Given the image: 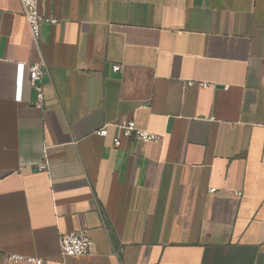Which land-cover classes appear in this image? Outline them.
<instances>
[{
    "label": "crops",
    "instance_id": "1",
    "mask_svg": "<svg viewBox=\"0 0 264 264\" xmlns=\"http://www.w3.org/2000/svg\"><path fill=\"white\" fill-rule=\"evenodd\" d=\"M40 12L57 22L36 41L0 0V264H264V0ZM128 120L162 139L123 136ZM78 230L90 254H63Z\"/></svg>",
    "mask_w": 264,
    "mask_h": 264
},
{
    "label": "built area",
    "instance_id": "2",
    "mask_svg": "<svg viewBox=\"0 0 264 264\" xmlns=\"http://www.w3.org/2000/svg\"><path fill=\"white\" fill-rule=\"evenodd\" d=\"M23 8L24 17L30 28V32L34 40L38 41L41 36L42 24L44 20L51 23H56V18L43 16L40 12V2L47 0H20ZM121 65L116 64L114 70H119ZM44 63H32L29 66V79L32 87L36 91L38 102L43 99V73ZM123 136L128 138L135 137L141 142H158L163 135L154 131L140 128L135 120H128L118 125ZM100 136H108L109 130L104 126L96 132ZM114 145L120 147L122 145V138L116 136L113 139ZM46 165L43 164L41 168ZM217 188H210L209 192H216ZM238 194V192H237ZM93 247V240L86 230H78L70 233H63L60 236V248L63 254L68 256H86L90 254ZM11 262H30L34 264H44V260L36 256L25 255L20 253H11L8 255Z\"/></svg>",
    "mask_w": 264,
    "mask_h": 264
}]
</instances>
